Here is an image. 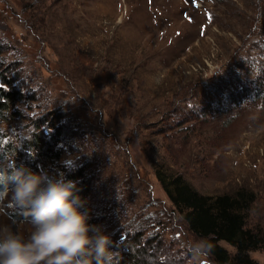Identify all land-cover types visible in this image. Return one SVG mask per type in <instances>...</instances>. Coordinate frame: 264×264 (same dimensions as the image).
<instances>
[{
  "label": "rangeland",
  "instance_id": "rangeland-1",
  "mask_svg": "<svg viewBox=\"0 0 264 264\" xmlns=\"http://www.w3.org/2000/svg\"><path fill=\"white\" fill-rule=\"evenodd\" d=\"M3 35L10 45L29 50L21 67L33 61L31 57L36 59L34 70L44 99L51 100L52 107L64 104L65 115L90 130L87 149L100 143L98 153L106 165L97 167L91 182L96 192L103 186L100 173L140 180L142 186L126 197L134 202L133 211L155 204L168 216L165 237L175 249L200 247L199 238L172 210L154 172L153 157L170 170L186 168L188 180L203 193L251 191L248 224L264 237V99L248 95L249 102L231 107L226 96L235 75L247 72L245 62L264 50V0H0ZM210 87L216 93L210 121L204 131L192 125L187 152L173 150L161 139L160 127L182 107L195 104L199 114L201 102L192 95ZM35 105L19 102L18 112L42 114ZM27 125L22 119L7 122L0 117V142L23 135ZM17 140L19 145L21 138ZM74 150L66 147L61 163H80L82 156ZM165 154L175 161L177 157L179 165H170ZM21 155L3 152L0 172L20 163ZM41 167L40 162L44 178L47 167ZM13 187L11 183L0 195V238L15 234L27 240L33 225L30 217L13 216L26 209L14 203ZM92 211L100 213L96 205ZM112 231L100 225L88 235L103 233L111 239ZM113 241L109 248L115 253ZM222 244L235 251L228 242ZM250 254L264 264V244ZM188 260L215 264L208 254H191Z\"/></svg>",
  "mask_w": 264,
  "mask_h": 264
},
{
  "label": "trees",
  "instance_id": "trees-1",
  "mask_svg": "<svg viewBox=\"0 0 264 264\" xmlns=\"http://www.w3.org/2000/svg\"><path fill=\"white\" fill-rule=\"evenodd\" d=\"M4 37L6 36L0 37V117L7 122L22 119L23 122L27 121L28 125L23 130V135L15 134L11 141L0 142V156L3 152L11 151L22 154L23 157L16 166L0 172V195L13 183L14 169H21L25 173H40L42 188L46 187L49 180L60 179L63 175L67 180L75 181L74 195L83 199L81 206L87 204L83 213L88 217L89 233L100 225L113 229L110 241L112 238L116 241H113L115 253L112 251V264H208L204 260H188L194 251L189 248L192 244L184 247V252L173 247V241L165 237L164 219L168 216L166 212L161 213L155 204L145 211H133L134 202L126 197L133 196V191L142 186L143 182L140 180L136 183L128 177L129 175L125 178L124 174L119 176L114 173L108 177L107 174L100 173L103 186H98L99 191L96 192V187L91 182L96 176L97 167L100 166L101 169L106 165V160L98 153L101 149L100 143H94L92 148L87 149L92 143L90 130L83 129L81 123L75 125L71 116L65 115L64 104L52 107V101L44 99V88L38 82L34 70L36 59L31 57L30 60L33 61L21 67V60H26L30 55L29 50L22 51L15 45H10ZM11 57L13 59L9 61L8 58ZM245 63L248 64L247 72H238L235 80L226 87V96L230 98L231 107L249 102L251 98L247 99L248 95L264 99V50H261L259 57ZM26 89L29 91L26 92ZM192 96H196L201 102L200 113L197 114L198 107H195V104L189 109L182 107L167 116L170 120L159 129L164 132L161 139L173 150H188V138L194 131H191L192 125L204 131V124L212 117L210 105L216 96L214 88H204ZM58 101L59 99L56 102ZM19 102L30 106L36 104L42 114L31 117L19 113ZM21 124L23 128V123ZM105 135L108 136L102 133L103 137ZM18 138H21L19 145L16 143ZM112 142L114 143L113 138ZM116 145L114 143V146ZM64 146L75 148L72 152L79 154L80 158L82 156L81 162L74 166L61 163L66 148ZM170 154L175 156L172 151ZM164 156L170 165V162L179 165L177 157L176 162L170 155ZM40 162L42 167H47L44 178L39 169ZM151 162L157 179L172 201V210L179 214L178 217L184 222L187 231L199 238L201 246L211 245V251L207 254L215 264H259L250 252L263 246L264 237L248 224V214L254 201L251 191L247 192L241 188L231 193L206 194L188 180L186 168L180 170L173 167L174 169L170 170L166 163L158 162L153 157ZM140 177V173H137L136 178ZM146 183L148 185L147 181ZM93 205L100 210L99 214H94ZM12 214L16 217H30L27 208L21 213ZM156 227L158 230H155ZM222 241L235 247V251L231 252ZM87 252L94 254V243L89 246ZM81 260L84 264H96L94 255H84ZM101 264H104V261H101Z\"/></svg>",
  "mask_w": 264,
  "mask_h": 264
},
{
  "label": "clouds",
  "instance_id": "clouds-1",
  "mask_svg": "<svg viewBox=\"0 0 264 264\" xmlns=\"http://www.w3.org/2000/svg\"><path fill=\"white\" fill-rule=\"evenodd\" d=\"M13 177V201L29 210L33 231L27 240L15 234L0 238V264H81L84 255H94L96 264H112L109 237L88 235V217L80 210L84 201L74 195L75 181L61 175L42 188L40 173L14 169ZM93 242L95 252L88 253ZM210 251L211 245L204 244L193 254Z\"/></svg>",
  "mask_w": 264,
  "mask_h": 264
}]
</instances>
